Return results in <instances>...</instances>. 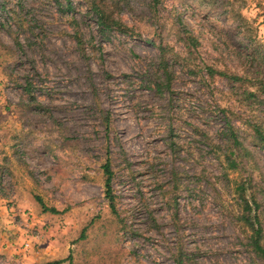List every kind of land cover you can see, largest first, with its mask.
<instances>
[{"label": "rangeland", "instance_id": "obj_1", "mask_svg": "<svg viewBox=\"0 0 264 264\" xmlns=\"http://www.w3.org/2000/svg\"><path fill=\"white\" fill-rule=\"evenodd\" d=\"M71 1L0 0V264H264V0Z\"/></svg>", "mask_w": 264, "mask_h": 264}, {"label": "trees", "instance_id": "obj_2", "mask_svg": "<svg viewBox=\"0 0 264 264\" xmlns=\"http://www.w3.org/2000/svg\"><path fill=\"white\" fill-rule=\"evenodd\" d=\"M67 4V11H71L73 6H72V1L71 0H66ZM96 14L100 20V24L103 27L104 30L106 29H111V28H117V30L124 32L125 27L122 23L116 22L113 19H111L110 16L106 15V11L104 9H101L100 7H97L96 9ZM191 40V46L195 48L198 44V41L194 37H190ZM160 52L163 54L166 53V49L164 47H160ZM164 56V55H163ZM162 56V57H163ZM164 61V60H163ZM208 74L210 77H215V76H221L226 78L227 80L234 82V83H251L254 82L253 80L247 81L245 78L238 77V76H232L228 75L223 72L216 71L212 68L209 67L208 69ZM257 87L260 89L261 93L264 94V81H260ZM168 90H171V82L168 83ZM248 99H253L256 97L255 93L252 92H245L244 93ZM228 130H229V139L230 141L233 142L234 145L240 146L241 143L239 141V138L236 134V130L234 125L231 122H228ZM255 132L260 139V141L264 144V134L261 132L260 128L258 126L255 127ZM104 171L106 175V198L109 200L110 206L112 208V211L114 214H116V206H115V197L113 195V189H112V180H113V170L111 168V164L108 162L104 166ZM239 191L241 192L240 194V199L242 201V207H243V215H242V222L247 225L248 228L251 230V248L253 252L256 254L257 257H259L263 262H264V245L262 244L263 240V228L261 226L259 217L257 215V208L258 205L256 202H254V208L253 205L251 206L250 202L245 198L244 196V191L245 188L240 187ZM243 192V193H242ZM42 204L43 208L46 211H49L51 213L57 214L58 211L56 209H47L45 205L40 201ZM65 263L64 260H59V261H54L50 262L48 264H63ZM178 264H183L182 261H180Z\"/></svg>", "mask_w": 264, "mask_h": 264}]
</instances>
